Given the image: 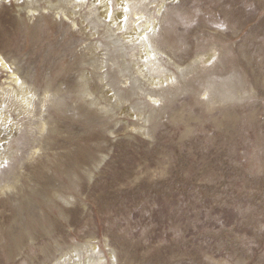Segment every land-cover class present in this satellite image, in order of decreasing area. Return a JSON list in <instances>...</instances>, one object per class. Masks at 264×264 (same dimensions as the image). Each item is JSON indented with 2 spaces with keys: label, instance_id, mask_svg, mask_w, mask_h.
<instances>
[{
  "label": "rangeland",
  "instance_id": "1",
  "mask_svg": "<svg viewBox=\"0 0 264 264\" xmlns=\"http://www.w3.org/2000/svg\"><path fill=\"white\" fill-rule=\"evenodd\" d=\"M135 3L129 42L95 0H0L36 95L0 165V264H264V0ZM143 40L145 76L121 73Z\"/></svg>",
  "mask_w": 264,
  "mask_h": 264
},
{
  "label": "bare ground",
  "instance_id": "2",
  "mask_svg": "<svg viewBox=\"0 0 264 264\" xmlns=\"http://www.w3.org/2000/svg\"><path fill=\"white\" fill-rule=\"evenodd\" d=\"M94 1V0H93ZM101 6V16L108 17L111 21L118 22V28L124 29L125 34H123V38L129 40V42L135 41L138 37H142L143 33L147 34L145 30H140L137 24L141 23L144 25L142 28L148 30L149 25L148 22L143 19V15L141 12H136L135 8L138 4L135 3L137 0H95ZM112 1V2H110ZM142 1V0H141ZM111 3L115 6V11L111 12ZM127 15L133 16V20L130 23L124 24L122 21V17H126ZM142 20V21H141ZM137 21V22H136ZM155 24V23H154ZM130 50L133 48L130 47ZM152 47H149L148 43L143 40L140 42L136 51L134 53H130L126 61L120 67L121 73H131L132 67L133 71L139 75L146 74L145 66L148 65L151 60H154L153 52L151 53ZM154 51V49H153ZM0 72L4 73L5 80L2 81L0 85V165L6 164L9 166L7 162H16V158L19 153V143L21 137V132L23 130V124L18 123V120L21 118L32 119L35 116V89L31 87L23 78H19L18 74L11 65L7 64L3 58L0 56ZM151 79L157 86L163 82L165 72L161 70L159 67L152 68ZM166 77L168 80H173L174 76L170 73ZM85 83V82H84ZM47 94V93H46ZM48 95V94H47ZM46 95L44 94L40 100L41 109L40 113L43 114L44 111V103L46 102ZM152 100V99H150ZM40 115V116H41ZM45 118H39L38 124V133L42 136L44 131L46 130V123L44 121ZM34 120V119H33ZM20 122V121H19ZM27 122V121H25ZM38 123V122H37ZM27 124V123H26ZM25 127V126H24ZM35 151L31 153V157L34 155ZM15 179V177H14ZM11 185L8 182L0 183V194L4 192V190L10 189ZM88 264H99V261L92 260Z\"/></svg>",
  "mask_w": 264,
  "mask_h": 264
},
{
  "label": "snow or ice",
  "instance_id": "3",
  "mask_svg": "<svg viewBox=\"0 0 264 264\" xmlns=\"http://www.w3.org/2000/svg\"><path fill=\"white\" fill-rule=\"evenodd\" d=\"M125 19H127V18L125 17Z\"/></svg>",
  "mask_w": 264,
  "mask_h": 264
}]
</instances>
